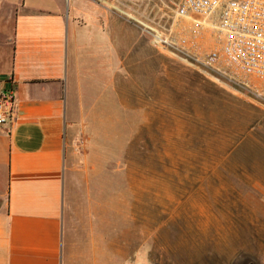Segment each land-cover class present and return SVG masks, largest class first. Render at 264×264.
Returning <instances> with one entry per match:
<instances>
[{"label": "rangeland", "instance_id": "1", "mask_svg": "<svg viewBox=\"0 0 264 264\" xmlns=\"http://www.w3.org/2000/svg\"><path fill=\"white\" fill-rule=\"evenodd\" d=\"M135 2L116 0L133 30L132 112L102 115L101 157H69L86 169L71 198L78 222L94 219L95 263L264 264V195L253 188L264 156L223 157L264 145V106L152 44L131 20L144 9ZM77 245L69 264H92L89 243Z\"/></svg>", "mask_w": 264, "mask_h": 264}, {"label": "crops", "instance_id": "2", "mask_svg": "<svg viewBox=\"0 0 264 264\" xmlns=\"http://www.w3.org/2000/svg\"><path fill=\"white\" fill-rule=\"evenodd\" d=\"M133 62L132 25L116 0H0V87L12 76L17 100L0 126V264H69L80 241L99 263L94 219L78 222L71 198L86 169L69 157H101L102 115L132 112ZM250 149L264 156L263 144L241 143L223 157Z\"/></svg>", "mask_w": 264, "mask_h": 264}, {"label": "built area", "instance_id": "3", "mask_svg": "<svg viewBox=\"0 0 264 264\" xmlns=\"http://www.w3.org/2000/svg\"><path fill=\"white\" fill-rule=\"evenodd\" d=\"M138 1L144 9L130 17L152 44L264 106V0ZM16 108L10 76L0 87V126L12 123Z\"/></svg>", "mask_w": 264, "mask_h": 264}]
</instances>
